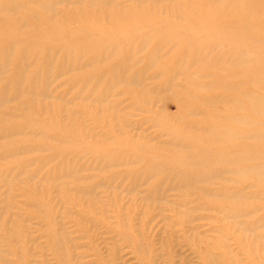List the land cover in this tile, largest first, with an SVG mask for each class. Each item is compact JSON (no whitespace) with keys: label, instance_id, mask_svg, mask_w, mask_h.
<instances>
[{"label":"rangeland","instance_id":"374dc122","mask_svg":"<svg viewBox=\"0 0 264 264\" xmlns=\"http://www.w3.org/2000/svg\"><path fill=\"white\" fill-rule=\"evenodd\" d=\"M29 1L0 16V50L8 52L0 77V95L7 92L0 106L1 257L19 264H210L213 256L218 264H256L264 258L259 250L247 256L250 245L231 240L218 211L229 208L224 195L253 194L248 183L261 190L264 183L230 176L225 185L217 179L206 186L209 193L186 192L173 190L174 179L153 172L165 159L156 155L174 157L179 149L192 155L183 145H199L189 136L201 134L205 125L258 128L220 123L223 114L250 123L255 116L229 102H204L245 99L229 90L191 86L188 75L198 68L181 60L190 38L201 39V48L187 58H216L243 49L249 33L230 27L234 18H225V9L214 16V27L202 29L193 19L205 11L194 14L182 0H50L49 11L35 6L39 0ZM257 17L253 23L264 28V13ZM222 19L230 25L222 26ZM138 26L145 30L132 32ZM146 26L171 36L159 33L147 42ZM73 31L115 38L118 45L92 58L83 43L73 48L68 43ZM178 33L184 38H176ZM262 34L258 31L259 38ZM212 74L195 81H231ZM243 89L253 88L245 83ZM171 136L185 143L172 146ZM203 165L193 170L214 167ZM217 184L233 192L213 195ZM235 199L239 207L229 209L243 210L245 198Z\"/></svg>","mask_w":264,"mask_h":264},{"label":"bare ground","instance_id":"6f19581e","mask_svg":"<svg viewBox=\"0 0 264 264\" xmlns=\"http://www.w3.org/2000/svg\"><path fill=\"white\" fill-rule=\"evenodd\" d=\"M8 1L11 2V4L8 3ZM8 1L5 2V4H0V16L2 18L10 10H14L20 6H29L28 2H32L27 0L25 1L27 2L25 4L21 2V0H19L18 2L17 0H8ZM182 1L184 3H187V5L192 8V12L194 14L198 13L200 9L205 11L202 12L201 14H196L195 16L196 20L193 19V24H195L196 26L199 25V27H201L202 29H206L208 27H214L213 24L215 18L214 16L219 12H221L223 9H225L224 11V15L226 16L225 18H229V17L234 18V19L230 18L232 20L230 27H234L239 31L249 33L250 37L245 41L246 44H248V47H246L247 45L244 44L243 49H239V50L235 48L228 49L222 52L221 54H218L216 58H210V56L204 54H201V56L199 57L193 56L191 58H187L189 53L193 52L194 48H196L195 50L201 48L199 45L201 44L199 43L201 39L197 40L194 38H190L188 39L189 51L185 53L184 58L182 57L181 60H183L184 64L185 62L187 63V65L189 64L188 67L195 66L198 68L197 73L195 72V73H191V75H188L190 77V80L188 82L191 86L194 87L198 86L204 90L211 89L213 87L223 90H229L233 93H237V95L239 94L245 99V103L242 104L240 103L241 101L238 102L232 98L224 99V97L221 98L222 96L219 98L214 97V98L205 99L206 101L203 100L204 102H209V103L215 102L218 104L223 103V101L227 103L229 102L230 103L229 106L231 108L233 109L242 108L245 111L251 112L255 116L254 122L250 123L249 121H246L244 118L240 116H228L223 114V115H219L218 117L220 119L219 121L220 123L227 122L230 123L232 126L242 124L247 127L256 126L258 128L235 130L231 128L224 129L220 125L218 127L205 125L206 127L204 126L203 130L201 129L202 132L200 131L201 134H197L198 136H194L193 138H191L190 137L191 135L190 136L187 135L189 136L190 140L193 139L199 145L203 144L202 145L203 147L199 145L196 146H189L186 144L183 145L189 148L190 151L193 150V152L191 151L193 153L192 155H189L188 152L179 151L180 149L178 150V153L175 150L176 153L174 157H171V155L169 157L156 155L155 157L158 160L159 159L162 160V158L165 159H163L164 162L153 166L154 167L153 172H156L159 175H163L164 179H168V180L171 179V181H173L172 179H174L175 180L174 182H177L176 185L177 188L172 187L173 190L184 189V191L186 192L196 190L197 192L201 191V192L209 193L210 190H207L206 186L210 184L213 185V182L217 179H219L221 183L222 182L226 183L227 181L231 182L230 176L244 177L245 181L254 178L252 182L259 181L264 183V35L262 34V38H259L258 36V31L264 33V28L261 25L259 26L253 23V22L256 23L258 21L257 16L262 15V13H264V0H182ZM35 6L46 9L48 11L52 10L51 7L52 3L50 0H39V2H37ZM183 8L186 9L185 7ZM206 8L210 9V12L208 11L209 14L206 12ZM180 15L184 19L183 13L179 11V16ZM220 24L222 26L230 25V23L228 24L224 23L223 19L220 21ZM147 27L148 26H146V30L147 29L150 30V32L144 35V40H146L147 42L152 37L158 35L159 33H162L158 31L156 27L153 26H151L152 28H147ZM142 30H143L142 26L141 27L138 26L135 29L133 28L132 32L141 31L142 33ZM132 34L135 35L134 33ZM169 36L171 35L164 33L161 34V37L163 39ZM184 36H185L184 34H180V33L176 34V38H184ZM210 38H213V36L210 35ZM17 41L18 40L15 39L13 42L16 43ZM117 42L118 41H116L115 38L111 39L105 36L103 38L101 37L96 38L93 37L88 32L86 33V32L73 31V34H71V39L69 40L68 43H70L72 48L76 46H80L81 43H83L85 49L91 51L92 58H94L95 56L93 54L94 52L97 53L98 50L101 51L105 49V46H110L113 49H115L118 45ZM142 45L144 46V44ZM197 45L199 47H197ZM143 46L140 47L142 48ZM0 55L1 58H5L8 55V52L0 50ZM6 62H7V57L5 58V60L0 59V77L4 73ZM130 66L131 65H129L128 67ZM213 72L226 74L227 78H229L231 81H224L223 79H219V77H215L213 81L209 83H203L201 81L200 83H198L195 81V78H198L200 80V79H206L207 77H211L213 75L212 74ZM235 77L245 80L244 82L246 84L248 83L253 89L249 91L244 90L243 87L245 83L241 80H239L238 82L232 80ZM135 78H137V76ZM168 90L171 91V89ZM22 92L23 91H19V94L21 95ZM105 92L106 91H104L103 93ZM33 94L35 95V93ZM193 99L198 101L201 100L200 98L195 97V95L193 96ZM6 101H7V92L6 90H3V92L0 95V106L4 104ZM171 137H172L171 139L176 138V141L169 142V144L172 146L182 145L183 143H185L184 138H182L183 139L182 141L176 136H171ZM239 140H247L251 142L248 143L237 142ZM181 147L179 146L178 148ZM255 147L256 150L253 151L252 149ZM135 160L136 159H134V161ZM186 160L187 161L189 160V163L188 164L186 163L187 165L183 164ZM166 161L169 162L165 163ZM205 163L214 164V167L212 166L204 171L193 170V168L198 167L200 165H203L205 167ZM167 164L168 165L173 164V166L167 168L168 166ZM227 175L229 178H227ZM199 182L200 183L203 182L205 186L196 185ZM173 185H175V183H173ZM228 187L221 188L218 185V188L216 190L213 189L212 191L213 195L216 192H221L223 189L225 190V192L226 190L229 191L230 188ZM250 187L255 188L254 193L251 191L253 194L249 193L246 195L245 194L242 195L243 194L242 193L241 195H239L238 193H236V195L235 194L224 195L223 200L226 201L229 208L231 206L236 208V205L237 206L239 205L236 204L235 198H245V200L243 199L241 204L243 205L242 206L243 210L233 211L230 210L228 207L224 209L219 208L218 211H222V217L220 218V222L221 223L223 222L222 225L227 229L226 234L230 235V238L233 242L237 243L239 246L241 245V247L245 244L246 247L250 245L249 255L247 256L251 255V257H255V254H252V250H256V251L259 250V252H261L264 257V189L261 190L257 188V186L248 183L247 188ZM243 189L242 191H244ZM248 192L249 191H247L246 193ZM209 195L211 196V194ZM234 196L236 197L234 198ZM246 198L248 199L246 200ZM249 199H251V202ZM252 199L255 202H252ZM225 220L227 221L225 222ZM229 229H231L230 233L228 232ZM236 230L237 233H235ZM215 241L216 243H218V239H215ZM211 247H213L212 249H215L213 244L211 245ZM259 247L260 249H258ZM55 250L61 252V248L59 247L58 244L55 246ZM259 257H261V259H258L256 264H264V258H262L261 255ZM60 258L64 259L63 257ZM217 258H218L217 256L210 257L209 263L218 264ZM222 258L227 259V256ZM231 262L235 264L234 261ZM0 264H19V262L15 261V259L9 260L8 257H1L0 255Z\"/></svg>","mask_w":264,"mask_h":264}]
</instances>
